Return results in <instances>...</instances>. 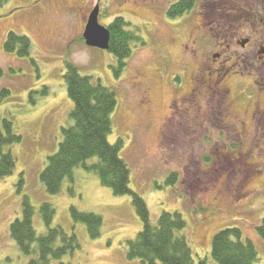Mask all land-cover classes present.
<instances>
[{"label":"rangeland","instance_id":"rangeland-1","mask_svg":"<svg viewBox=\"0 0 264 264\" xmlns=\"http://www.w3.org/2000/svg\"><path fill=\"white\" fill-rule=\"evenodd\" d=\"M174 1L0 4V117L12 123L18 137L5 147L15 158L13 171L0 179V264H27L29 259L9 231L21 218L25 197L34 209L37 234L46 229L43 203L54 208L51 226L75 233L79 249L63 258L67 264H142L126 257L125 242L142 227L130 194L114 195L97 174L80 167L55 194L40 180L47 156L62 139L61 128L70 123L73 103L63 78L67 62L114 91L117 106L107 140L121 141L118 153L129 170V187L144 200L151 224L163 211L180 213L194 258H205L206 264H217L210 254L214 234L236 227L255 245V264H264V237L257 231L264 217V119L260 124L253 113L255 103L264 108V2L192 0L184 19H170L166 9ZM95 6L100 8L99 24L108 26L120 16L126 29L144 42L130 41L120 69L112 53L89 47L82 38ZM220 7L233 15L226 25L200 31V12ZM9 31L30 39L29 56L5 51ZM241 37L250 38L245 49L238 45ZM214 52L221 56L208 60ZM200 69L213 81L198 95L197 113L180 103ZM175 105L190 114L173 115ZM71 207L101 217L96 238L86 224L73 220Z\"/></svg>","mask_w":264,"mask_h":264},{"label":"trees","instance_id":"trees-1","mask_svg":"<svg viewBox=\"0 0 264 264\" xmlns=\"http://www.w3.org/2000/svg\"><path fill=\"white\" fill-rule=\"evenodd\" d=\"M4 1L0 0V4ZM191 5L192 0H176L167 9V15L169 18L182 16ZM127 24L119 16L108 25V51L115 56L119 69L130 54V41L138 39L142 42L126 29ZM3 46L6 52H16L19 56L30 54V39L13 31L7 33ZM119 69L114 68V71ZM63 78L73 106L69 113L70 123L61 128L62 139L58 148L47 156L46 165L40 173L45 190L50 194L58 193L65 179L73 180L74 170L78 167L94 172L100 183L110 188L114 195L130 194L141 218L140 231L125 242L127 258L142 264H206L205 258H194L186 235L182 233L185 221L180 213L163 211L156 224H151L144 200L130 189L129 170L118 153L121 141L112 144L107 140L111 131V116L117 106L114 91L99 80L93 82L89 76H82L69 62ZM17 139L12 123L0 117V179L13 171L15 158L5 147ZM94 158L97 160L89 163ZM70 212L74 221L86 224L91 238L100 234L102 219L99 215L74 207L70 208ZM33 213L34 209L25 197L21 218L15 219L9 230L19 251L29 256L27 264H67L63 258L79 249L75 233L67 232L59 225L51 226L54 208L43 203L40 213L46 229L37 234L32 221ZM257 231L264 237V217ZM210 254L217 264H255L259 259L255 245L243 239L236 227L223 228L214 234Z\"/></svg>","mask_w":264,"mask_h":264},{"label":"flooded vegetation","instance_id":"flooded-vegetation-1","mask_svg":"<svg viewBox=\"0 0 264 264\" xmlns=\"http://www.w3.org/2000/svg\"><path fill=\"white\" fill-rule=\"evenodd\" d=\"M263 2H264V0H263ZM169 6L167 7V9L169 8ZM204 6L206 7V5H204ZM223 8L224 7H222L221 10H219V11H218L219 8H217L213 11L212 10L208 11L207 8L203 9L200 12V15L202 16L201 20L200 21L198 20L196 22L197 26H199V25L201 26L200 31H203L206 28L208 30H210L211 25H213L214 27H217V26L224 27L226 25L225 19H227L229 16L232 17L233 15L232 16L229 15V14H232V13H230L231 11L223 10ZM167 9H166V15H167ZM231 9H233V8H231ZM187 14H188L187 12H184L183 16L178 17V19H180V18L184 19ZM167 18H169V17L167 16ZM205 20H207V21H205ZM249 44H250V38L249 37H241L240 40L238 41V45L242 49L247 48V46ZM224 46H226V45H224ZM260 46L263 47V51H264V45L260 43ZM225 49H226V47H225ZM204 55L205 54H203V56ZM220 56L221 55L219 52L218 53L214 52V53L208 54L207 59L214 61L217 58H219ZM207 59L205 57H203V61L201 63L202 66L207 65ZM178 78H179V76L176 77V80H178ZM208 78H209V76H207L205 74V69H200V70H198V72H196L194 74V76L192 77V81H193L192 87H190V90H188L187 93L185 94V96L182 97V102L180 103V104H182V107L190 108V106H192L194 108V110L198 113V111L196 109V99L198 98V95L200 93H204L206 91V89L211 85V83H209V82L213 81V79L212 78L208 79ZM248 95H250V93H248ZM259 105L260 104L255 103L254 107H256V108L253 109V113H255L254 115H257V117L261 120L259 123L262 124V121L264 119V108H261ZM173 110L175 111L173 113V115H178V116L189 115L190 111H191L190 109H181L182 112H180V110L178 109V107H176V105L174 106ZM254 119H255V116H254Z\"/></svg>","mask_w":264,"mask_h":264},{"label":"water","instance_id":"water-1","mask_svg":"<svg viewBox=\"0 0 264 264\" xmlns=\"http://www.w3.org/2000/svg\"><path fill=\"white\" fill-rule=\"evenodd\" d=\"M98 12V6H95L89 15L83 38L87 46L107 50L109 48V31L98 23Z\"/></svg>","mask_w":264,"mask_h":264}]
</instances>
